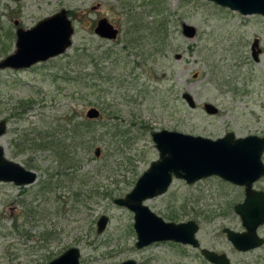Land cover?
<instances>
[{
  "label": "rangeland",
  "instance_id": "374dc122",
  "mask_svg": "<svg viewBox=\"0 0 264 264\" xmlns=\"http://www.w3.org/2000/svg\"><path fill=\"white\" fill-rule=\"evenodd\" d=\"M61 9L73 30L66 50L27 69L0 70V145L37 175L25 186L0 182V264H46L69 248L79 250V264H212L180 243L137 249L133 212L113 200L158 159L152 132L264 136V16L209 0H0V60L14 52L17 28ZM101 18L118 30L115 39L94 32ZM183 24L194 36L183 35ZM91 107L95 119L86 117ZM72 125L84 131L83 146L74 140L79 163L58 173L65 165L51 140ZM253 186L264 190V176ZM243 198V187L211 176L193 184L174 178L144 203L166 221H196L200 246L233 264H264V245L240 252L222 231L243 230L233 209ZM101 215L108 222L98 233ZM257 232L264 237V224Z\"/></svg>",
  "mask_w": 264,
  "mask_h": 264
},
{
  "label": "water",
  "instance_id": "95a60500",
  "mask_svg": "<svg viewBox=\"0 0 264 264\" xmlns=\"http://www.w3.org/2000/svg\"><path fill=\"white\" fill-rule=\"evenodd\" d=\"M209 1L238 11L244 16L256 14L264 16V0ZM72 32L65 9L38 21L30 29L17 28L15 50L0 60V70L27 69L62 54L71 43ZM94 32L101 38L112 40L116 38L118 30L106 18H101L97 21ZM182 33L184 36L192 37L195 28L183 24ZM258 53V42L254 40L252 44L254 60H257ZM183 98L191 108L195 107L190 94L184 93ZM204 109L209 114L217 112V108L209 103L204 104ZM98 116L99 111L94 107L86 112L88 119H95ZM5 131L6 121L0 120V137ZM151 138L158 151V159L150 163L128 193L113 200L116 205L133 212L137 249L157 241H175L198 246L195 237L198 224L194 220L178 223L165 221L144 201L165 193L173 178L193 184L211 176H217L244 188L243 200L233 207L241 220L243 230L234 231L228 227L222 229L233 247L237 251L246 252L264 244V238L257 233L258 228L264 224V190L255 189L253 186L264 176L262 161L264 136L237 137L233 132H227L222 137L210 139L163 129L152 132ZM94 155L96 157L100 155L99 148L94 150ZM36 178L34 171L8 159L4 147L0 145V182L25 186L34 183ZM107 222V216L99 217L96 223L98 233L105 229ZM201 253L213 264H233L225 253L206 248H203ZM79 257L80 252L77 248H69L46 264H79ZM119 264L136 262L128 259Z\"/></svg>",
  "mask_w": 264,
  "mask_h": 264
},
{
  "label": "trees",
  "instance_id": "16d2710c",
  "mask_svg": "<svg viewBox=\"0 0 264 264\" xmlns=\"http://www.w3.org/2000/svg\"><path fill=\"white\" fill-rule=\"evenodd\" d=\"M83 137V128L81 130L77 127V125H72L71 127L65 128L62 132L56 134L51 140V145L55 148L54 155L58 158L60 164L65 165L62 166L59 171H57L58 173H67L68 168H73L70 166V164L76 165L79 163L75 162V158L77 156V147L81 145L83 146ZM77 138H79V144L75 147L74 140L77 141ZM43 148H45V144H43Z\"/></svg>",
  "mask_w": 264,
  "mask_h": 264
},
{
  "label": "flooded vegetation",
  "instance_id": "af4514ba",
  "mask_svg": "<svg viewBox=\"0 0 264 264\" xmlns=\"http://www.w3.org/2000/svg\"><path fill=\"white\" fill-rule=\"evenodd\" d=\"M141 176V175H140ZM139 176V177H140ZM138 177V178H139ZM174 179V178H173ZM173 179H172V181H173ZM137 181V180H136ZM136 183V182H135ZM172 183V182H171ZM135 185V184H134ZM244 189V188H243ZM168 190V189H167ZM166 190V191H167ZM164 194V193H163ZM163 194H161V195H163ZM161 195H159V196H161ZM154 212V211H153ZM155 213V212H154ZM156 214V213H155ZM158 215V214H157ZM158 216H160V215H158ZM161 217V216H160ZM164 220V219H163ZM166 221V220H165ZM188 221V220H187ZM168 222H173V221H168ZM181 222H183V221H181ZM184 222H186V221H184ZM196 222V221H195ZM97 223V222H96ZM176 223H178V222H176ZM197 223V222H196ZM198 224V223H197ZM97 226V225H96ZM198 229H199V225H198ZM97 230V229H96ZM197 232H198V230H197ZM196 232V233H197ZM196 233H195V237H196ZM258 233V232H257ZM262 237V236H261ZM264 238V237H263ZM197 239V238H196ZM197 241H198V239H197ZM136 242V241H135ZM159 242H171V243H174V244H183V245H189V246H191L193 249H195V250H198L200 253H201V251H202V249H203V247H201L200 246V243H199V241H198V243H199V245L198 246H196V247H194V246H192L191 244H188V243H181V242H175V241H157V242H153V243H159ZM153 243H151V244H153ZM264 245V244H263ZM262 245V246H263ZM260 248V247H259ZM223 253V252H222ZM202 254V253H201ZM203 256V255H202ZM205 260H207L206 258H204ZM208 261V260H207ZM208 262H210V261H208ZM210 263H212V262H210ZM213 264V263H212Z\"/></svg>",
  "mask_w": 264,
  "mask_h": 264
},
{
  "label": "bare ground",
  "instance_id": "6f19581e",
  "mask_svg": "<svg viewBox=\"0 0 264 264\" xmlns=\"http://www.w3.org/2000/svg\"><path fill=\"white\" fill-rule=\"evenodd\" d=\"M40 63V62H39Z\"/></svg>",
  "mask_w": 264,
  "mask_h": 264
}]
</instances>
